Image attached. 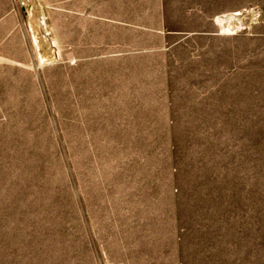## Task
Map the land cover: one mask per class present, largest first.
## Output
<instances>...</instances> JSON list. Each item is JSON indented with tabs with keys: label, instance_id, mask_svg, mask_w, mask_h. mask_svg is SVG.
<instances>
[{
	"label": "rangeland",
	"instance_id": "rangeland-1",
	"mask_svg": "<svg viewBox=\"0 0 264 264\" xmlns=\"http://www.w3.org/2000/svg\"><path fill=\"white\" fill-rule=\"evenodd\" d=\"M21 1L0 264H264V0Z\"/></svg>",
	"mask_w": 264,
	"mask_h": 264
},
{
	"label": "bare ground",
	"instance_id": "bare-ground-1",
	"mask_svg": "<svg viewBox=\"0 0 264 264\" xmlns=\"http://www.w3.org/2000/svg\"><path fill=\"white\" fill-rule=\"evenodd\" d=\"M239 13L238 12H236V13H234V15H238ZM239 18V17H238ZM237 19V18H236ZM231 19H230V21L228 22V25H227V28L231 25ZM237 26V25H236ZM49 44H50V46H54V43H52V42H49ZM54 51V53L56 54L57 52L55 51V50H53ZM41 58H43V57H41Z\"/></svg>",
	"mask_w": 264,
	"mask_h": 264
},
{
	"label": "built area",
	"instance_id": "built-area-1",
	"mask_svg": "<svg viewBox=\"0 0 264 264\" xmlns=\"http://www.w3.org/2000/svg\"><path fill=\"white\" fill-rule=\"evenodd\" d=\"M21 4H22V5H25V4H26V1H25V0H22V1H21Z\"/></svg>",
	"mask_w": 264,
	"mask_h": 264
}]
</instances>
